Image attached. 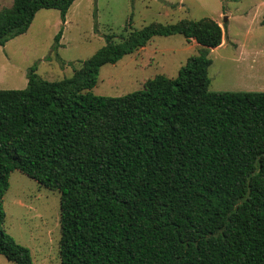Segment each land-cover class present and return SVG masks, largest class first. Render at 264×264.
<instances>
[{
    "label": "trees",
    "instance_id": "obj_1",
    "mask_svg": "<svg viewBox=\"0 0 264 264\" xmlns=\"http://www.w3.org/2000/svg\"><path fill=\"white\" fill-rule=\"evenodd\" d=\"M73 1L13 0L0 9V45L39 9L64 22ZM125 32L105 35L68 77L47 80L33 66L24 88L0 89V254L33 264L3 228L18 169L60 192L61 264H264V91L209 89V53L224 37L215 19ZM173 34L197 43L175 77L92 92L101 66Z\"/></svg>",
    "mask_w": 264,
    "mask_h": 264
},
{
    "label": "rangeland",
    "instance_id": "obj_2",
    "mask_svg": "<svg viewBox=\"0 0 264 264\" xmlns=\"http://www.w3.org/2000/svg\"><path fill=\"white\" fill-rule=\"evenodd\" d=\"M12 1L0 0V9ZM203 17L218 19L224 29L222 45L209 53V89L264 91V0H74L65 23L59 10L39 9L25 33L0 45V89L24 88L33 66L47 80L68 77L105 43V35L114 33L118 40L129 26ZM147 45L149 56L143 49L139 55L130 53L101 66L92 92L118 96L141 89L143 79L157 73L173 78L187 57L197 53L181 34L156 35ZM3 209V228L29 248L33 264H61L58 190L15 169L9 175ZM0 264L14 263L0 254Z\"/></svg>",
    "mask_w": 264,
    "mask_h": 264
},
{
    "label": "crops",
    "instance_id": "obj_3",
    "mask_svg": "<svg viewBox=\"0 0 264 264\" xmlns=\"http://www.w3.org/2000/svg\"><path fill=\"white\" fill-rule=\"evenodd\" d=\"M3 1H4V0H3ZM5 1H8V0H5ZM12 2H13V1H12ZM3 7H4V6H3ZM5 7H6V6H5ZM66 18H67V13H66V15H65V21L67 20ZM215 20H218V19H215ZM65 21H64V23H65ZM219 24H220V23H219ZM150 40H151V39H150ZM148 42H149V41H148ZM148 42H147V43H148ZM185 42H186L187 44H189L191 47H195V48L197 47V43H196V41H195L193 38H191V40L188 41V42L185 40ZM147 43H146L144 46H142V47H140L139 49H137L136 51H134L133 53H131V55H132V54L134 55L135 53H136L137 55H139V52H140L141 50L145 49V55H146V56H149V55H150L149 53H151V52L148 50L149 48H148ZM222 43H223V40H222ZM222 43H221L220 45H222ZM220 45H219V46H220ZM219 46H217V47H219ZM217 47H215V48H217ZM215 48H212V49H215ZM212 49H211V50H212ZM119 60H120V59H119ZM119 60H118V61H119ZM145 61H146V60H145ZM131 62H133V61H131ZM115 63H116V62H115ZM164 69H165V67H164ZM164 74H165V73H164ZM143 81H144V79H143Z\"/></svg>",
    "mask_w": 264,
    "mask_h": 264
}]
</instances>
